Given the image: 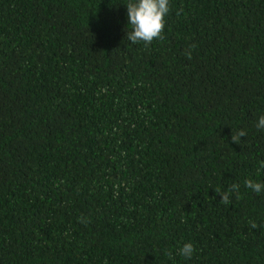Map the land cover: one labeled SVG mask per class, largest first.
<instances>
[{
    "label": "trees",
    "instance_id": "obj_1",
    "mask_svg": "<svg viewBox=\"0 0 264 264\" xmlns=\"http://www.w3.org/2000/svg\"><path fill=\"white\" fill-rule=\"evenodd\" d=\"M128 2L0 0V264H264V0Z\"/></svg>",
    "mask_w": 264,
    "mask_h": 264
},
{
    "label": "clouds",
    "instance_id": "obj_2",
    "mask_svg": "<svg viewBox=\"0 0 264 264\" xmlns=\"http://www.w3.org/2000/svg\"><path fill=\"white\" fill-rule=\"evenodd\" d=\"M125 6L127 9L128 25L131 26V30L127 31L126 37L132 44L142 42L145 46H148L154 39L162 40L164 38L163 30L167 23L166 18L170 13V0H129ZM177 15H179V12H177ZM190 47L194 48L195 45H191ZM185 55L190 58L191 52L187 51ZM256 127L264 129V115L259 116ZM246 135L247 132L243 129L232 132L231 141L232 143L240 144V138ZM260 168L264 169V161L260 162ZM244 186L257 194L264 191V182L246 179ZM232 193H235L237 196L239 195L238 184L233 183L228 191L221 193L222 199L220 202L229 204ZM81 221L87 223L83 218H81ZM249 223L252 228L257 227L254 222L250 221ZM195 251L194 245L189 242L179 248V255L186 259H191ZM166 255H168L169 259L173 258L171 252H167Z\"/></svg>",
    "mask_w": 264,
    "mask_h": 264
}]
</instances>
